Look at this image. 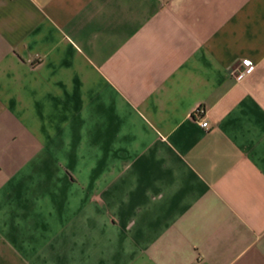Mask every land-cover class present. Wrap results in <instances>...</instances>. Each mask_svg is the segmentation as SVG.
Listing matches in <instances>:
<instances>
[{"label":"crops","instance_id":"0c3cea01","mask_svg":"<svg viewBox=\"0 0 264 264\" xmlns=\"http://www.w3.org/2000/svg\"><path fill=\"white\" fill-rule=\"evenodd\" d=\"M0 264H264V0H0Z\"/></svg>","mask_w":264,"mask_h":264},{"label":"built area","instance_id":"2783aa9c","mask_svg":"<svg viewBox=\"0 0 264 264\" xmlns=\"http://www.w3.org/2000/svg\"><path fill=\"white\" fill-rule=\"evenodd\" d=\"M253 70V65L249 61H242L241 67L231 73L235 81H240ZM199 126L203 129L208 128V123L205 119L199 121Z\"/></svg>","mask_w":264,"mask_h":264}]
</instances>
